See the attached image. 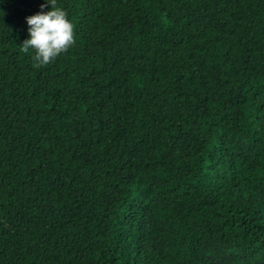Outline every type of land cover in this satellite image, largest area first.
<instances>
[{"label":"trees","instance_id":"16d2710c","mask_svg":"<svg viewBox=\"0 0 264 264\" xmlns=\"http://www.w3.org/2000/svg\"><path fill=\"white\" fill-rule=\"evenodd\" d=\"M56 6L36 67L0 0V264H264V0Z\"/></svg>","mask_w":264,"mask_h":264},{"label":"clouds","instance_id":"9594fccd","mask_svg":"<svg viewBox=\"0 0 264 264\" xmlns=\"http://www.w3.org/2000/svg\"><path fill=\"white\" fill-rule=\"evenodd\" d=\"M50 5L47 12H38L26 17L29 38L22 42L21 51H35L33 60L36 67L51 63L74 43V25L67 19L66 12L57 7V0H46ZM41 4V8H44Z\"/></svg>","mask_w":264,"mask_h":264},{"label":"rangeland","instance_id":"374dc122","mask_svg":"<svg viewBox=\"0 0 264 264\" xmlns=\"http://www.w3.org/2000/svg\"><path fill=\"white\" fill-rule=\"evenodd\" d=\"M223 252L244 253L245 249L231 241L212 239L206 253L211 257H217L219 254Z\"/></svg>","mask_w":264,"mask_h":264}]
</instances>
